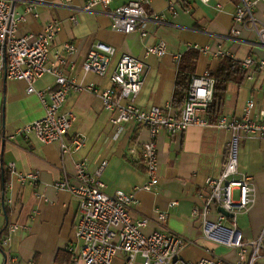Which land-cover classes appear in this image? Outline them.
<instances>
[{
    "label": "crops",
    "instance_id": "1",
    "mask_svg": "<svg viewBox=\"0 0 264 264\" xmlns=\"http://www.w3.org/2000/svg\"><path fill=\"white\" fill-rule=\"evenodd\" d=\"M59 1L44 0L35 8L36 17L25 15V4L17 3L18 13L24 15L17 34H38L50 21H59L61 30L54 39L50 61L55 54L64 53L65 43L73 45L76 52L69 56L75 66L71 75L83 86L108 89L111 87L110 76L121 55L139 59L145 65L143 86L136 97L140 108L159 107L171 115L179 114L172 106L176 58L194 45L200 49L209 48L207 53L198 52L194 75L214 72L221 58L217 56L218 51L239 62L249 56L262 55L248 31L242 32L243 39L240 40L230 35L237 0H209L207 3L200 0L189 3L151 0L146 10L152 14H164L165 23H148L144 37L138 32L125 35L112 31L110 18L99 8L77 13L74 23L70 20L72 11L85 0H71L69 6L62 7L57 5ZM129 1L112 0L110 9ZM170 6L176 15L172 14ZM255 13L264 22V2L256 5ZM160 41L165 43V55L146 57V48ZM97 42L116 50L104 77L81 71L88 50ZM238 80L226 86L222 114L241 116L250 99H255L264 110L262 77L256 74L249 80L240 72ZM34 86L48 92L55 87V79L44 75ZM62 108L74 115L67 135L69 148L63 160L64 170L71 181L78 162L84 161L91 174L106 163L100 177L106 192L113 194L121 190L134 196L136 203L131 216L149 220L143 230L145 235L164 230L182 237L187 242L180 255L185 262L219 258L233 264L237 260V251L207 239L201 218L193 216V211H201L204 204L206 178L216 177L221 172L225 145L230 136L228 131L212 126H191L181 133L158 137L157 173L160 180L152 191H145L144 166L132 165L129 158L131 148L139 152L149 141L148 131L134 124H122L116 136V128L111 124L112 113L106 111L100 99L88 91L69 93ZM43 113L40 101L35 95L26 93L23 82L0 77V190L5 199L0 215V238L6 235L7 226H18L8 245L0 246V264H71L67 249L76 241L79 214L76 201L66 191L54 186L62 179L58 145L43 144L33 134L19 133ZM74 139L82 144L76 146ZM9 163H13L19 173H37V182L20 183L8 173ZM238 163L240 171L253 178L255 203L248 212L236 217L237 229L244 240H253L264 233V141L253 138L241 141ZM233 197L238 198L237 191ZM158 213L166 215L164 222L158 220ZM218 214L216 209L207 215L211 227L218 223ZM231 229L229 218L221 221V231L229 233ZM112 264H121V255ZM257 264H264V254Z\"/></svg>",
    "mask_w": 264,
    "mask_h": 264
},
{
    "label": "built area",
    "instance_id": "2",
    "mask_svg": "<svg viewBox=\"0 0 264 264\" xmlns=\"http://www.w3.org/2000/svg\"><path fill=\"white\" fill-rule=\"evenodd\" d=\"M151 0H131L125 5L110 9L112 0H85L72 11L70 20L76 22L80 12H92L101 9L111 21L112 31L120 34H147L148 23L164 24L165 15L148 13L146 6ZM189 3L193 0H183ZM207 3L209 0H200ZM264 0H237L232 15L230 35L238 40L242 32L251 34L252 42L262 51L261 56H249L240 61L241 73L246 79L259 75L264 81V22L256 17L255 7ZM17 3L25 4L24 13L36 17L35 8L44 0H0V77L11 81H20L26 85V93L35 95L40 101L43 116L27 125L19 133L33 134L43 144H57L62 163V179L54 186L66 191L77 203L79 221L75 228L76 241L68 246L71 264H112L121 255V264H227L219 258H203L189 263L180 257L187 242L180 236L164 230L154 231L148 235L143 230L148 226L146 218L133 219L131 209L135 199L132 194L121 190L113 194L106 192V186L100 179L106 163L94 173H88L86 163L78 162L75 166L73 181L64 170L63 160L68 152L67 135L74 121L72 112L63 110L69 93L88 91L98 97L103 108L112 113L111 124L117 133L122 124H134L149 133V141L139 152L130 149V157L141 161L145 169L146 184L143 190L152 191L159 184L157 173V139L161 135L171 136L181 133L191 126L215 127L230 133L225 145V155L221 172L216 177H207L205 184L207 194L201 211L194 210L193 216L202 220L203 234L228 248L237 251V260L233 264H257L264 254V233L253 240H244L237 229L236 217L246 213L255 203V189L251 175L239 169L238 145L247 139L264 141V110L255 99L246 102L243 113L239 117L222 115L214 124L207 119V110L213 99L215 80L210 72L193 75L186 93V99L178 115H171L159 107L140 108L136 97L143 86L145 65L130 55H121L110 76L111 87L101 89L83 86L71 74L74 62L69 56L76 48L65 43L64 53H57L50 61L54 39L61 30L59 21H50L38 34H17L18 25L24 22V15L18 13ZM71 0H61L58 6H69ZM176 15L173 6L169 7ZM190 49L201 53L209 52V48ZM166 53L165 43L158 42L146 48L144 55L162 57ZM115 48L102 43H95L87 52L81 64V71L100 77L106 76L109 66L115 57ZM218 57L227 55L221 51ZM181 56L176 58V63ZM228 57V56H227ZM44 75L55 79V87L47 91L37 90L35 83ZM1 137V134H0ZM76 146L82 141L74 139ZM8 173L16 177L20 183L37 182V173L22 174L16 171L13 163L7 165ZM238 192V198L233 197ZM4 195L0 190V215L4 210ZM221 208L232 215L229 218L232 229L229 233L221 231V221L226 216L219 212L218 223L211 225L207 215ZM157 218L164 222L166 215L158 213ZM18 229L11 224L7 226L6 235L0 238V246H7L10 236ZM35 264V263H30Z\"/></svg>",
    "mask_w": 264,
    "mask_h": 264
},
{
    "label": "trees",
    "instance_id": "3",
    "mask_svg": "<svg viewBox=\"0 0 264 264\" xmlns=\"http://www.w3.org/2000/svg\"><path fill=\"white\" fill-rule=\"evenodd\" d=\"M198 54L197 51L189 49L181 55L176 64V80L172 106L176 107L178 112H180L185 102L190 78L195 74ZM240 72V62L226 56L220 58L219 66L214 72L210 73L215 80L212 103L208 107L206 114L210 124H214L223 115L222 109L226 86L230 82L239 81L238 76ZM129 162L134 166H143L141 161H134L132 158H129Z\"/></svg>",
    "mask_w": 264,
    "mask_h": 264
},
{
    "label": "water",
    "instance_id": "4",
    "mask_svg": "<svg viewBox=\"0 0 264 264\" xmlns=\"http://www.w3.org/2000/svg\"><path fill=\"white\" fill-rule=\"evenodd\" d=\"M218 211H219L221 214H223L224 216L228 217V218L232 217L231 214H229L228 212H225V211H224L223 209H221V208H218Z\"/></svg>",
    "mask_w": 264,
    "mask_h": 264
}]
</instances>
